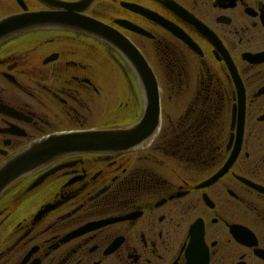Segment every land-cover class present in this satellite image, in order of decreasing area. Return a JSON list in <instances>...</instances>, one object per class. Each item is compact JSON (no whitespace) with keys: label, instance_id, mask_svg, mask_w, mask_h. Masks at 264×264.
I'll return each instance as SVG.
<instances>
[{"label":"flooded vegetation","instance_id":"af4514ba","mask_svg":"<svg viewBox=\"0 0 264 264\" xmlns=\"http://www.w3.org/2000/svg\"><path fill=\"white\" fill-rule=\"evenodd\" d=\"M20 16L34 26L0 37V167L141 124L135 52L159 116L6 189L0 264H264V0H0V23Z\"/></svg>","mask_w":264,"mask_h":264},{"label":"water","instance_id":"95a60500","mask_svg":"<svg viewBox=\"0 0 264 264\" xmlns=\"http://www.w3.org/2000/svg\"><path fill=\"white\" fill-rule=\"evenodd\" d=\"M33 26V20H28L21 16L2 20L0 23V37L10 36ZM107 32L106 29L105 32L102 31L101 35L105 40L116 44L113 35L110 36ZM132 60L137 67V72L148 96L155 98L154 100L149 98L148 110L144 121L137 126L124 129L59 134L38 141L10 158L8 162L0 167V196L21 178L48 167L63 156L77 152L98 151L108 146L129 148L148 137L149 132H140L146 127L148 120L152 118L151 107H157V111H154L153 115L155 117L154 122L158 124L157 85L144 59L135 52ZM136 132L140 133L137 137Z\"/></svg>","mask_w":264,"mask_h":264}]
</instances>
